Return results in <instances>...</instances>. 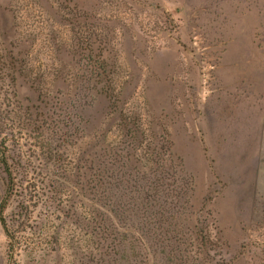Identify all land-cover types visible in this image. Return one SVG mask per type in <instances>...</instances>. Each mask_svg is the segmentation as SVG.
I'll return each instance as SVG.
<instances>
[{
	"label": "rangeland",
	"instance_id": "1",
	"mask_svg": "<svg viewBox=\"0 0 264 264\" xmlns=\"http://www.w3.org/2000/svg\"><path fill=\"white\" fill-rule=\"evenodd\" d=\"M166 139L181 248L264 264V0H0V264H172L102 186Z\"/></svg>",
	"mask_w": 264,
	"mask_h": 264
},
{
	"label": "trees",
	"instance_id": "2",
	"mask_svg": "<svg viewBox=\"0 0 264 264\" xmlns=\"http://www.w3.org/2000/svg\"><path fill=\"white\" fill-rule=\"evenodd\" d=\"M99 72L104 78L107 77L104 68L100 67ZM162 146L168 149V156L165 154L162 156L160 152L155 156H148V152L144 151V147L140 144L139 149L144 151L143 155L137 156L141 167L136 169V166H131L126 162L119 164L121 160H116L118 163L116 170L109 173L105 180L102 179L104 182L100 178L103 189L106 188L109 191V202L114 204L110 210L111 216L117 218L115 219L117 222L121 221L119 225L121 232L127 228L126 235L124 233L125 238L130 236L132 239L136 235V239H139L145 235L149 239L154 237L157 242L164 243V246L170 249L168 256L169 262L172 264L207 263L209 253L206 248L211 246V240L208 235L204 237L199 235L196 224L195 230L192 231L197 233V237L194 238L199 245L197 255L192 256L189 251L181 248L187 238L192 239L191 235L189 237L183 233V229L185 227L187 230L189 229V226H185L189 220L186 217V211L193 185L191 178L183 174L182 168L179 170L175 168L177 164L171 157L169 140L166 139ZM162 146L159 147L162 149ZM131 148H135L134 144ZM0 160L7 165L2 152H0ZM6 171L10 177L9 170L6 169ZM112 189L113 192L110 194ZM5 204L6 199L3 198L0 203V221L5 232L9 235L2 214ZM126 222L130 223L124 228ZM121 223H125L123 228ZM114 231H116L115 226ZM136 244L137 242L133 241L132 246ZM153 246L154 244H150L151 248Z\"/></svg>",
	"mask_w": 264,
	"mask_h": 264
}]
</instances>
